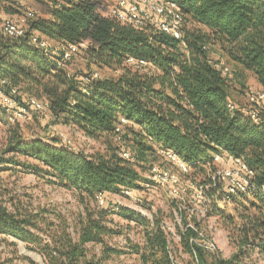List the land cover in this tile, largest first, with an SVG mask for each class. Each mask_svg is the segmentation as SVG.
<instances>
[{
  "label": "trees",
  "instance_id": "trees-1",
  "mask_svg": "<svg viewBox=\"0 0 264 264\" xmlns=\"http://www.w3.org/2000/svg\"><path fill=\"white\" fill-rule=\"evenodd\" d=\"M163 1L176 3L182 15L179 40L160 32L157 19L138 30L102 15L91 0H64L47 20L32 13L23 37L10 38L0 32V79L8 80L20 94L48 102L54 119L108 143L105 153L87 155L62 140L26 139L10 133L4 155L11 157H0V164L23 165L33 173L52 177L57 184L75 190L84 203L86 215L76 239L69 235L36 237L31 229H37V221L0 207V233L42 246L38 251L46 264H101L102 259L90 255L85 245L102 244L105 236L114 233L104 224L114 208H119L109 198L138 190L145 157L158 149L174 151L193 171L212 172L216 168L213 156L223 153L241 159L253 171V192L236 196L233 215L226 217L237 242V252L229 259L206 247L208 239L201 233L204 218L191 213L192 206L181 209L175 205L180 221L175 222L174 237L188 263L264 261V111L256 124L248 103H232L226 76L209 56L210 47H219L237 70L250 73L264 91V0ZM12 2L0 0V10L10 13ZM188 22L193 28L186 27ZM31 36L55 43L60 51L48 52V44L45 50L38 49L30 43ZM82 40L90 42V55L96 63L116 65L122 73L90 84L64 73L57 66L62 51ZM128 58L143 60L146 66L128 63ZM0 112L7 115L8 111L0 105ZM120 117L128 124L117 142L114 126ZM131 138V147L122 145ZM112 140L119 146L113 147ZM120 150L128 152L129 159L121 158ZM17 157L37 164H22ZM207 194L214 199L205 217L221 215L217 201L223 200L224 190ZM98 196L103 199L101 206ZM92 203L99 209L89 210ZM130 213L119 208L121 217L145 230L143 245L132 247L142 264H173L168 241L173 236L165 223ZM118 253L105 248L103 258Z\"/></svg>",
  "mask_w": 264,
  "mask_h": 264
},
{
  "label": "rangeland",
  "instance_id": "rangeland-1",
  "mask_svg": "<svg viewBox=\"0 0 264 264\" xmlns=\"http://www.w3.org/2000/svg\"><path fill=\"white\" fill-rule=\"evenodd\" d=\"M91 1L96 4V8L98 7L101 14L106 16L110 15L117 2V0ZM62 2L64 0H13L10 4V13L0 10V26L5 20H10L21 26L20 21L26 12L33 13L35 18L47 20L51 10ZM21 27L25 29V26ZM186 27L193 28L189 22ZM46 41L49 45L48 52L60 51V47L55 43ZM89 46L90 42L87 41L86 48L64 64L62 67L64 73L79 80L94 72L98 73L101 78H115L122 73L121 68L116 65L106 66L96 63L90 55ZM209 56L213 63H224L229 68V73L225 76L232 103L235 105L242 106L248 102L249 95L264 92L255 78L248 72L237 70L219 47H210ZM21 97L25 99L27 95L21 93ZM14 132L26 139L35 137L44 141L65 139L75 151H81L87 155L103 154L108 148L106 139L89 138L77 128L58 121L51 115L45 118L39 113L30 111L26 117L17 115L13 117L9 116V112L7 115L0 112V157H11L10 154L4 155V151L10 133ZM112 144L113 147L119 146L114 140H112ZM122 145L131 147L132 138L131 140L125 139ZM16 161L22 164H37L35 160L24 157H17ZM150 165H159L167 167L173 172L176 171L175 167L164 163L157 152L155 154L154 151H151L145 157L146 168L141 172L140 188L111 196L108 201L113 206L117 205L119 208L128 209L132 214L137 213L144 216L150 222H164L166 231L173 236L168 237L173 264H189L188 257L177 245L178 239L174 237L175 222L180 221L175 205H180L181 209L192 206L191 210L196 211L197 217L204 218L201 222V233L213 246L211 250L213 254L224 259H229L234 255L237 252V242L232 226L226 217L233 215L235 204H217L220 207L218 211H221V215L205 217L200 213L202 208L201 186H208L212 173L208 170H190L187 175H179L182 181V191L177 196H173L167 185L156 183L149 177L147 167ZM40 167L44 169V167ZM212 191L209 189L208 192ZM85 202L89 204L88 201ZM0 207L5 208L9 213H20L22 217L29 216L32 220L37 221V229H31V232L36 237L43 239H50V237L58 239L61 235H69L72 239H76V232L86 215L84 203L75 190L57 184L54 178L41 172L33 173L23 165L0 164ZM95 208L99 209L95 203L88 205L89 210ZM119 208H114V214L107 218L108 222H104L114 233L105 236L102 244H87L85 247L89 250L90 255L96 259H102L101 264H142L140 255L135 254L132 247L143 245L145 230L140 224L121 217L118 214ZM131 213L129 216L132 215ZM236 223L238 222L236 221ZM41 247L17 241L0 233V264H46L45 259L38 251ZM105 248L116 249L119 253L111 254L104 259ZM256 264H264V261H258Z\"/></svg>",
  "mask_w": 264,
  "mask_h": 264
},
{
  "label": "built area",
  "instance_id": "built-area-1",
  "mask_svg": "<svg viewBox=\"0 0 264 264\" xmlns=\"http://www.w3.org/2000/svg\"><path fill=\"white\" fill-rule=\"evenodd\" d=\"M110 17L114 18L121 24L131 25L135 29H143L157 19L159 31L179 40L181 38V28L183 25L182 15L178 11L177 4L174 2H165L163 0H117L113 7ZM33 17L31 12H26L21 19V26H25L27 21ZM15 24L10 20H5L1 23L0 32L10 38L23 37L25 29ZM30 43L38 49L45 50L47 43L39 40L36 36L30 37ZM86 40H82L77 44H70L62 51L57 66L62 68L74 55L86 48ZM128 63H137L140 66H146L143 60L127 59ZM214 67L221 71L222 75L229 73V68L224 63H214ZM69 78V75H67ZM98 73L94 72L82 78V83L90 84L92 81L99 79ZM20 92L17 87L10 84L6 79H0V105L9 112V116L26 117L30 111L37 112L42 116H50L49 104L46 101L38 100L34 97H27L22 100ZM250 106V118L254 123L260 122L259 113L264 111V92L251 94L248 97ZM230 110L233 105H229ZM128 121L120 117L114 126L115 140L121 141L122 129ZM66 145L69 143L65 139H61ZM157 153L161 159L175 167L176 171L173 172L167 167L159 165H151L148 168L149 177L156 183L167 185L169 191L173 196H177L182 191V181L179 175H187L190 168L181 158L180 155L174 151L158 149ZM118 155L123 159H129V153L119 151ZM213 163L216 168L211 172V180L208 186H201L202 194V208L200 213L205 215L211 208L213 197L207 193L209 189L224 190L223 200L217 201V204L224 205L233 202V199L238 195H249L253 192L252 185L253 171L247 166L244 161L239 158H234L226 153L215 154L213 156ZM243 189V190H241ZM207 191V192H206ZM98 205L103 204L102 197H97ZM190 212H196L190 210ZM206 247L211 251L213 246L206 242Z\"/></svg>",
  "mask_w": 264,
  "mask_h": 264
},
{
  "label": "crops",
  "instance_id": "crops-1",
  "mask_svg": "<svg viewBox=\"0 0 264 264\" xmlns=\"http://www.w3.org/2000/svg\"><path fill=\"white\" fill-rule=\"evenodd\" d=\"M97 10H98L99 13H101V12L99 11L98 7H97ZM102 15H103V14H102Z\"/></svg>",
  "mask_w": 264,
  "mask_h": 264
},
{
  "label": "clouds",
  "instance_id": "clouds-1",
  "mask_svg": "<svg viewBox=\"0 0 264 264\" xmlns=\"http://www.w3.org/2000/svg\"><path fill=\"white\" fill-rule=\"evenodd\" d=\"M241 190H243V189H241Z\"/></svg>",
  "mask_w": 264,
  "mask_h": 264
}]
</instances>
